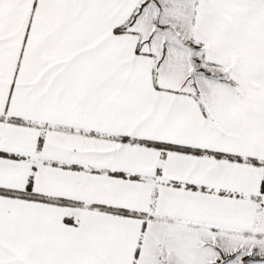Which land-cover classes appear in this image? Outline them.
Wrapping results in <instances>:
<instances>
[{
    "label": "snow or ice",
    "instance_id": "snow-or-ice-1",
    "mask_svg": "<svg viewBox=\"0 0 264 264\" xmlns=\"http://www.w3.org/2000/svg\"><path fill=\"white\" fill-rule=\"evenodd\" d=\"M0 264H264V0H0Z\"/></svg>",
    "mask_w": 264,
    "mask_h": 264
}]
</instances>
